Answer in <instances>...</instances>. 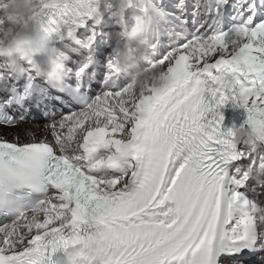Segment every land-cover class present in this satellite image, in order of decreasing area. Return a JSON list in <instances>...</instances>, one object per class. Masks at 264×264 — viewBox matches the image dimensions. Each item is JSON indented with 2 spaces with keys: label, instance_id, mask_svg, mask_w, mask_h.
Masks as SVG:
<instances>
[{
  "label": "snow or ice",
  "instance_id": "obj_1",
  "mask_svg": "<svg viewBox=\"0 0 264 264\" xmlns=\"http://www.w3.org/2000/svg\"><path fill=\"white\" fill-rule=\"evenodd\" d=\"M139 3L40 0L29 30L52 47L0 59V264H264V0H145L158 88L123 67ZM229 102L251 142L223 127Z\"/></svg>",
  "mask_w": 264,
  "mask_h": 264
},
{
  "label": "clouds",
  "instance_id": "obj_2",
  "mask_svg": "<svg viewBox=\"0 0 264 264\" xmlns=\"http://www.w3.org/2000/svg\"><path fill=\"white\" fill-rule=\"evenodd\" d=\"M39 7L40 0H7V10L0 17V59L4 62L14 60L17 65H21L20 58L15 56L18 45L31 48L34 53H42L45 49L52 47L50 38L43 32L37 30L28 33L23 30L24 25L33 20ZM129 18L132 23L123 24L119 30L123 48L130 49L132 46H138L143 52H149L158 35V26L161 23L160 12L150 3H145V0H140L137 9L129 13ZM9 20L13 23L5 26L4 22ZM69 58L61 50L52 57L48 67L43 69L49 81L58 90H63L62 85L67 75L65 69ZM130 81L136 88L148 85L158 88L164 83L160 74L139 65ZM232 132L237 142L244 143L251 142L254 135L251 129L242 125L234 126ZM56 264H70V261L67 256H62L57 258Z\"/></svg>",
  "mask_w": 264,
  "mask_h": 264
},
{
  "label": "bare ground",
  "instance_id": "obj_3",
  "mask_svg": "<svg viewBox=\"0 0 264 264\" xmlns=\"http://www.w3.org/2000/svg\"><path fill=\"white\" fill-rule=\"evenodd\" d=\"M0 3L1 4H6V0H0ZM26 126L25 125H21V129L25 128ZM33 129H35L36 125H32L31 126ZM0 130H2V128H0ZM8 132V133H11V135H8L7 138H11L13 139L15 134H16V129H6V130H3V131H0V134H4V132ZM37 135H39V133H37ZM21 139H23V134H21Z\"/></svg>",
  "mask_w": 264,
  "mask_h": 264
}]
</instances>
